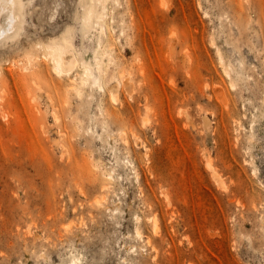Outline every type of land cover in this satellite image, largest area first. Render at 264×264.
I'll list each match as a JSON object with an SVG mask.
<instances>
[{
  "label": "rangeland",
  "instance_id": "374dc122",
  "mask_svg": "<svg viewBox=\"0 0 264 264\" xmlns=\"http://www.w3.org/2000/svg\"><path fill=\"white\" fill-rule=\"evenodd\" d=\"M99 5L0 0V264H264V0Z\"/></svg>",
  "mask_w": 264,
  "mask_h": 264
},
{
  "label": "bare ground",
  "instance_id": "6f19581e",
  "mask_svg": "<svg viewBox=\"0 0 264 264\" xmlns=\"http://www.w3.org/2000/svg\"><path fill=\"white\" fill-rule=\"evenodd\" d=\"M108 2H109V0H99L100 5H99V9H98V17L104 16V12H105V9H106ZM102 30H104V28H102ZM53 53H54V57H53L54 70L59 75H70L77 68V66L79 64V59L77 58V56L75 55L74 51L71 48L66 49V48H62L61 46H54L53 47ZM97 69L99 71V74L103 73L100 65L97 66ZM86 76L88 77V79L92 80L93 84H99L98 74L95 73L92 69H90L88 67L86 69ZM119 84L120 83H118L114 87V89L119 87ZM124 84H125L126 88H131L130 87L131 84L129 83V81H126ZM112 98L115 99V101H116V95L114 93L112 94ZM144 121H146V120H144ZM103 186H105V185H103ZM157 226H159V225L156 223V220H154V228H157ZM137 234L139 236L141 235L139 229H137ZM148 242L150 243V241H148ZM69 264H82V260H81V258H73V259H71Z\"/></svg>",
  "mask_w": 264,
  "mask_h": 264
}]
</instances>
